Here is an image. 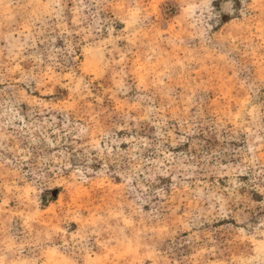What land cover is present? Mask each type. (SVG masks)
I'll return each instance as SVG.
<instances>
[{
    "label": "rangeland",
    "instance_id": "rangeland-1",
    "mask_svg": "<svg viewBox=\"0 0 264 264\" xmlns=\"http://www.w3.org/2000/svg\"><path fill=\"white\" fill-rule=\"evenodd\" d=\"M0 264H264V0H0Z\"/></svg>",
    "mask_w": 264,
    "mask_h": 264
}]
</instances>
